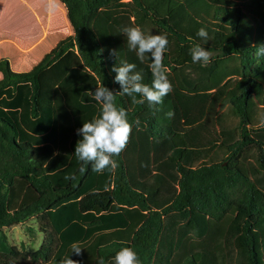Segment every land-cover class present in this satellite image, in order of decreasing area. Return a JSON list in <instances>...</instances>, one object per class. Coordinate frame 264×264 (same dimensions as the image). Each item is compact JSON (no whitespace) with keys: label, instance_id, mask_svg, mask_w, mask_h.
Returning a JSON list of instances; mask_svg holds the SVG:
<instances>
[{"label":"trees","instance_id":"16d2710c","mask_svg":"<svg viewBox=\"0 0 264 264\" xmlns=\"http://www.w3.org/2000/svg\"><path fill=\"white\" fill-rule=\"evenodd\" d=\"M61 1L73 38L62 40L31 72H14L0 61V237L6 239L5 228L34 217L45 235L35 253L0 243V264H62L74 243L84 248L71 255L77 264H112L123 247L133 248L141 264H264V190L248 168L264 167V123L252 125L249 116L264 76L257 46H204L144 0H129L135 14L178 44L205 47L210 61L240 57L244 85L230 100L239 139L224 148L222 162L196 168L172 92L152 107L139 94H117L121 86L111 69L123 61L136 65L143 83L153 79L149 64L128 50L121 30L102 14L126 0ZM243 16L240 8L215 12L237 31ZM163 65L168 78L177 71L168 53ZM103 85L117 94L115 103L133 127L114 157L116 166L95 172L74 153L77 129L100 115L92 91ZM262 107L264 115V95ZM252 152L257 161L248 165L243 158Z\"/></svg>","mask_w":264,"mask_h":264},{"label":"rangeland","instance_id":"374dc122","mask_svg":"<svg viewBox=\"0 0 264 264\" xmlns=\"http://www.w3.org/2000/svg\"><path fill=\"white\" fill-rule=\"evenodd\" d=\"M144 1L167 17L176 30L204 46L219 47L227 42H235L239 48H247L264 44V0ZM217 8H240L243 11L238 31L215 18ZM133 10L138 12L126 0L103 9L102 14L120 30L125 26H139L146 34L168 37L169 45L165 53H168L172 65L177 67L169 80L173 84L172 94L185 118L184 126L193 146L195 167L222 162L226 154L224 148L239 139V119L231 108L230 100L241 92L244 85L240 57L232 56L221 62L210 61L206 65L193 63L190 44H178L174 37ZM201 27L209 32L207 43L196 35ZM73 37L68 12L61 0H0V61L9 62L14 72H31L44 57L41 56V48L50 55L62 40ZM27 40L39 47L23 50L25 47L21 45ZM36 58L40 59L36 61ZM145 62L151 63L149 59ZM258 80L249 108L250 124L257 126L264 123V76ZM252 153L253 156L243 158L248 165H254L257 161V154ZM248 168L251 178L264 190V167L255 164ZM242 169H245L243 164ZM39 224L40 220L34 217L5 228L3 234L6 239L0 237V243L35 253L45 242ZM28 264L33 262L28 260Z\"/></svg>","mask_w":264,"mask_h":264},{"label":"clouds","instance_id":"9594fccd","mask_svg":"<svg viewBox=\"0 0 264 264\" xmlns=\"http://www.w3.org/2000/svg\"><path fill=\"white\" fill-rule=\"evenodd\" d=\"M121 32L126 38L129 51L135 52L141 62L146 59L151 61L149 68L153 79L151 85L143 83L142 72L135 70L136 65L123 61L111 69L116 74L114 81L121 86V91L117 94H139L140 102L146 101L150 107L162 104L164 97L173 91V84L163 65L164 54L169 45L168 37L162 34H146L139 26H125ZM196 35L205 43L210 39L209 32L204 27ZM190 55L193 63L206 65L210 62L209 51L200 44L190 49ZM257 55L264 57V44L257 46ZM117 94L104 85L97 86L92 91V99L100 104V115L84 122L77 129L81 138L76 144L74 155L84 164H90L95 172H103L106 168L116 166L114 157L125 149L132 132L133 126L128 120L126 110L115 103ZM167 115L171 117L172 113ZM82 249L84 248L78 244H72L71 255L80 254ZM71 255L62 264H77ZM98 264H104L103 259ZM112 264H141V261L133 248L123 247L116 252Z\"/></svg>","mask_w":264,"mask_h":264},{"label":"crops","instance_id":"0c3cea01","mask_svg":"<svg viewBox=\"0 0 264 264\" xmlns=\"http://www.w3.org/2000/svg\"><path fill=\"white\" fill-rule=\"evenodd\" d=\"M47 41V40H46ZM32 41H29V40H27L26 41V43H24L23 45H21V46H23V47H25L23 50H27L29 47H30V50L32 49V50H35V49H37L39 46H36L34 43H31ZM29 44H31V45H29ZM60 44V43H59ZM59 44H58V46H59ZM42 45V44H41ZM58 46L56 47V49L58 48ZM20 47V46H19ZM21 49V48H20ZM55 49V50H56ZM54 50V51H55ZM22 51V50H21ZM41 56L43 57V59H42V61L45 59V57L46 56H48L49 55V53H47L43 48H41ZM53 53V52H52ZM51 54V53H50ZM18 55H20V52H19V50H18ZM28 55H29V53H28ZM41 58V57H40ZM39 58V59H40ZM39 59H37L36 58V61H38ZM42 61H40V63L42 62ZM18 63H20V62H16V64H18ZM0 78H1V75H0Z\"/></svg>","mask_w":264,"mask_h":264}]
</instances>
